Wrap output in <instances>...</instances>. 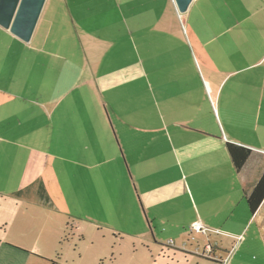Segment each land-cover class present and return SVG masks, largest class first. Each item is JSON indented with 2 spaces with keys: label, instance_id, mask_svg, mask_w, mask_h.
<instances>
[{
  "label": "crops",
  "instance_id": "crops-1",
  "mask_svg": "<svg viewBox=\"0 0 264 264\" xmlns=\"http://www.w3.org/2000/svg\"><path fill=\"white\" fill-rule=\"evenodd\" d=\"M229 142L252 150L239 172ZM263 171L264 0H47L29 42L0 26V264L57 263L75 212L264 264ZM38 184L48 203L14 195Z\"/></svg>",
  "mask_w": 264,
  "mask_h": 264
},
{
  "label": "rangeland",
  "instance_id": "rangeland-1",
  "mask_svg": "<svg viewBox=\"0 0 264 264\" xmlns=\"http://www.w3.org/2000/svg\"><path fill=\"white\" fill-rule=\"evenodd\" d=\"M53 1L55 0H48V4ZM190 215L187 206L186 212L181 215V224L187 222ZM67 220L55 264H209L202 257L210 256L205 254L203 248L197 249L198 245H205L207 236L190 233L184 241L182 238L177 240L175 236H171L162 239L161 243H155L144 236L148 224L141 215H134L132 220H129L125 215L98 217L75 212ZM172 224L174 227L177 223ZM159 228L162 231L163 226L160 225ZM8 235L14 234L9 232ZM209 241L214 242L215 239L209 238ZM176 248L190 250L199 256L194 257L183 250H175ZM200 256L202 257L199 258Z\"/></svg>",
  "mask_w": 264,
  "mask_h": 264
},
{
  "label": "water",
  "instance_id": "water-1",
  "mask_svg": "<svg viewBox=\"0 0 264 264\" xmlns=\"http://www.w3.org/2000/svg\"><path fill=\"white\" fill-rule=\"evenodd\" d=\"M47 0H0V26L24 42H29ZM184 13L193 0H174Z\"/></svg>",
  "mask_w": 264,
  "mask_h": 264
},
{
  "label": "trees",
  "instance_id": "trees-1",
  "mask_svg": "<svg viewBox=\"0 0 264 264\" xmlns=\"http://www.w3.org/2000/svg\"><path fill=\"white\" fill-rule=\"evenodd\" d=\"M227 149L232 161V164L237 172L241 171L249 157L252 154V150L248 147L236 144V143H227ZM30 187L16 191L14 193L15 196L18 197H27L30 193H33L34 196L39 201L44 203H48L49 197L45 191V188L38 184L35 191H32ZM264 201V171L262 172L259 179L254 184L250 193L246 194V203L251 212V214H255L262 202Z\"/></svg>",
  "mask_w": 264,
  "mask_h": 264
},
{
  "label": "built area",
  "instance_id": "built-area-1",
  "mask_svg": "<svg viewBox=\"0 0 264 264\" xmlns=\"http://www.w3.org/2000/svg\"><path fill=\"white\" fill-rule=\"evenodd\" d=\"M190 229H191L192 232H196V233H198V232L206 233L207 232V228L200 221L194 222L191 225ZM217 232H219V231L217 230ZM213 248L214 247L211 244H207L203 248V250H204L205 254H207L208 256L217 259V257L214 256V252H213L214 249Z\"/></svg>",
  "mask_w": 264,
  "mask_h": 264
}]
</instances>
